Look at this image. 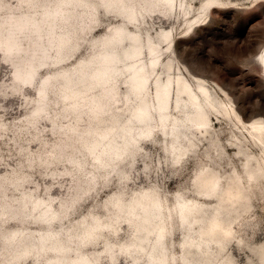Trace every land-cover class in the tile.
Segmentation results:
<instances>
[{
	"label": "rangeland",
	"instance_id": "374dc122",
	"mask_svg": "<svg viewBox=\"0 0 264 264\" xmlns=\"http://www.w3.org/2000/svg\"><path fill=\"white\" fill-rule=\"evenodd\" d=\"M261 52L264 0H0V264H264Z\"/></svg>",
	"mask_w": 264,
	"mask_h": 264
},
{
	"label": "bare ground",
	"instance_id": "6f19581e",
	"mask_svg": "<svg viewBox=\"0 0 264 264\" xmlns=\"http://www.w3.org/2000/svg\"><path fill=\"white\" fill-rule=\"evenodd\" d=\"M256 59L262 63H264V56H263V53H258L256 55ZM197 82L200 83V85L198 86V92L196 93H193L189 90V88H187L186 85L182 86L181 90L186 94V96L190 97V99H192V103L194 105H197V106H200L202 108V105L203 103L206 105H208L209 107H214V104H213V101L211 99V95L209 94V92L204 88L203 84H202V79L199 78V77H196L195 78ZM181 91V92H182ZM168 93V92H167ZM253 126V129L255 132L259 133L260 136L263 135L262 133V128L259 127L258 125L256 124H252ZM211 182V179H208L206 181L203 182V184H209ZM218 227H219V222H215L211 229H210V233L212 235V237H217L219 235L222 234L221 231L218 230Z\"/></svg>",
	"mask_w": 264,
	"mask_h": 264
},
{
	"label": "water",
	"instance_id": "95a60500",
	"mask_svg": "<svg viewBox=\"0 0 264 264\" xmlns=\"http://www.w3.org/2000/svg\"><path fill=\"white\" fill-rule=\"evenodd\" d=\"M253 61H254L255 63H257V62H256V61H257L256 59H253Z\"/></svg>",
	"mask_w": 264,
	"mask_h": 264
}]
</instances>
